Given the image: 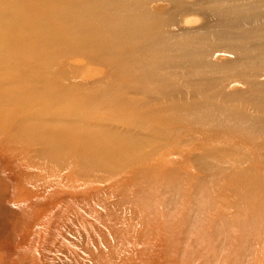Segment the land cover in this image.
I'll return each mask as SVG.
<instances>
[{"label":"rangeland","instance_id":"1","mask_svg":"<svg viewBox=\"0 0 264 264\" xmlns=\"http://www.w3.org/2000/svg\"><path fill=\"white\" fill-rule=\"evenodd\" d=\"M144 3L168 18V33L182 37L201 35L217 20L212 0ZM91 53L68 50L47 70L32 62L21 79L48 72L59 86L35 81L23 88L42 98L104 88L112 68ZM127 53L126 46L117 50ZM209 58L221 64L232 56L218 50ZM187 64L177 73L200 84L195 66ZM6 79L0 67V100L7 97ZM246 87L229 78L220 82L235 104ZM188 100L204 103L194 95ZM148 107L133 121L153 125L140 129L150 140L124 159L100 148L97 160L88 161L77 141L59 149L41 142L43 132L32 124L20 132L23 115H34L35 106L0 120V264H264V136L246 139L237 120L205 123L184 108L178 115L171 104L160 108L162 120L140 117ZM54 114L63 120L62 112ZM123 114L134 115L127 101Z\"/></svg>","mask_w":264,"mask_h":264},{"label":"bare ground","instance_id":"2","mask_svg":"<svg viewBox=\"0 0 264 264\" xmlns=\"http://www.w3.org/2000/svg\"><path fill=\"white\" fill-rule=\"evenodd\" d=\"M212 1L215 23L187 38L168 33V18L149 10L144 0H0V67L6 70L2 86L8 92L0 100V120L10 121L23 107L35 106L34 115H23L20 132L32 124L41 128V142L59 149L77 141L76 149L88 161L97 160L100 148L117 159L141 153L150 138L140 129L153 125L139 126L133 119L151 102L155 105L140 117L162 120L160 108L171 104L178 115L184 108L205 123L237 120L236 129L246 139L264 136V81H259L264 74V0ZM122 46L128 48L126 56L117 55ZM71 49L92 52L96 60L111 66L104 88L56 92L46 98L23 88L35 81L59 86V77L48 72L19 76L38 60L47 70L58 54ZM218 50L229 52L232 59L221 64L211 60ZM187 63L195 66L200 84L177 73ZM221 71V79H214ZM222 78L247 84L236 94L238 103L220 88ZM132 91L142 97L126 95ZM193 95L204 103L193 105L188 100ZM215 98L219 102L211 105ZM125 101L132 117L123 114ZM56 111L63 113V120Z\"/></svg>","mask_w":264,"mask_h":264}]
</instances>
